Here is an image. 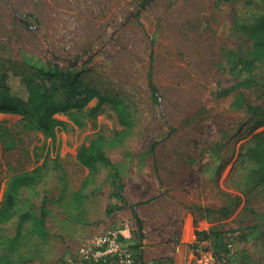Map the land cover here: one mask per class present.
<instances>
[{
  "label": "rangeland",
  "instance_id": "1",
  "mask_svg": "<svg viewBox=\"0 0 264 264\" xmlns=\"http://www.w3.org/2000/svg\"><path fill=\"white\" fill-rule=\"evenodd\" d=\"M263 13L261 0H0V80L7 72L29 79L38 67H71L121 99L129 121L110 104L89 113L92 99L53 115L63 125L51 143L28 118L0 111V202L12 177L35 176L0 222V264H173L178 237L195 230L210 234L190 237L179 264H264V182L250 186L256 164L243 147L264 130L243 104L264 111V62L252 71L240 65L252 46L243 26ZM18 77L9 78L16 90ZM224 88L232 91L219 95ZM97 134L107 140L117 182L108 167L77 159ZM119 185L141 231L128 207L117 208ZM78 190L80 206L72 198ZM42 203L47 238L25 221L8 251L18 215L40 213ZM184 212L188 230L174 226L184 224ZM112 235L118 254L99 255L96 240Z\"/></svg>",
  "mask_w": 264,
  "mask_h": 264
},
{
  "label": "trees",
  "instance_id": "2",
  "mask_svg": "<svg viewBox=\"0 0 264 264\" xmlns=\"http://www.w3.org/2000/svg\"><path fill=\"white\" fill-rule=\"evenodd\" d=\"M261 3L264 7V0H261ZM243 29L252 40V46L249 52L251 57L247 60L240 61V65L252 71V68H249V66L254 62H264V13L257 17L251 25L243 26ZM70 68L43 69L38 67L33 71L32 77L29 79L19 78L12 72L5 73L0 80V111L18 113L28 118L46 137L50 138L51 143H54L56 132L63 125L53 115L57 112H67L71 109L80 110L92 99L96 100V104L89 110V113L97 114L104 104H110L118 110L121 122L125 125L129 124L126 117L127 107L121 99L100 92L94 86L84 82ZM11 76L19 78L20 90H16L9 83ZM147 81L152 96L156 100V87L152 81L150 69L147 72ZM241 83L249 85L250 82L244 80ZM251 83L254 84V81L252 80ZM261 84L264 86V77L262 78ZM231 91L232 88H224L219 92V95H227ZM243 104L247 110L257 116L255 128L264 126V111L258 106H252L250 103L244 102ZM120 135L122 134L115 135L111 143H118L120 141ZM106 143L107 140L103 135H95L88 144H83L78 148L77 159L80 164L90 169H94L97 165L108 167L112 172L114 182H117L118 174L104 149ZM154 144L152 143L151 149L154 148ZM243 147L246 148V155L256 164L247 175V180L249 179L251 181L250 186L264 182V130L255 132ZM34 182L35 176L33 174H19L12 177L5 195L0 202V222L7 220L11 215L19 189L29 187ZM118 188L120 192L116 194V197L122 201V205L117 208L128 207L135 218L138 231H141L142 220L136 215L135 204H129L125 200L121 185ZM83 197L84 194L81 190L72 193V198L77 206L82 204ZM41 206L40 213L26 209L18 215L15 233L7 240L5 245L8 251L14 250L17 246L25 221L29 222L30 231L33 235L41 240L47 238L45 204L42 203ZM194 234L198 239H205L209 236L210 232L206 230H195ZM97 264L104 263L99 261Z\"/></svg>",
  "mask_w": 264,
  "mask_h": 264
},
{
  "label": "crops",
  "instance_id": "3",
  "mask_svg": "<svg viewBox=\"0 0 264 264\" xmlns=\"http://www.w3.org/2000/svg\"><path fill=\"white\" fill-rule=\"evenodd\" d=\"M189 213L187 212H184L183 213V218H184V224H174L175 227H178V228H182V229H187L190 227L192 228L193 224L191 223V219L189 220ZM182 217V216H181ZM181 219V218H180ZM181 221L179 220V223ZM172 225H169L170 228ZM189 228V229H190ZM191 235L192 237L194 236V233L191 232ZM191 236L189 235V237H184L182 235H180V237H178V243L175 245L174 249H173V264H179L180 261H181V256L182 254L184 253L185 254V251L186 249L189 247V242L191 240L190 238ZM163 244H166L167 242L166 241H162Z\"/></svg>",
  "mask_w": 264,
  "mask_h": 264
},
{
  "label": "built area",
  "instance_id": "4",
  "mask_svg": "<svg viewBox=\"0 0 264 264\" xmlns=\"http://www.w3.org/2000/svg\"><path fill=\"white\" fill-rule=\"evenodd\" d=\"M118 239L115 235L112 236H103V237H99L96 240V244L99 246L98 247V253L99 255H104L107 253H111V254H118ZM229 247V244H227ZM220 264H225L224 262H221Z\"/></svg>",
  "mask_w": 264,
  "mask_h": 264
},
{
  "label": "water",
  "instance_id": "5",
  "mask_svg": "<svg viewBox=\"0 0 264 264\" xmlns=\"http://www.w3.org/2000/svg\"><path fill=\"white\" fill-rule=\"evenodd\" d=\"M114 32H115V31H113V32L111 33V35H113ZM95 53H96V52H93L92 54H90V55L88 56V58H90L91 56H93ZM76 61H77V60H75L73 63H76Z\"/></svg>",
  "mask_w": 264,
  "mask_h": 264
}]
</instances>
